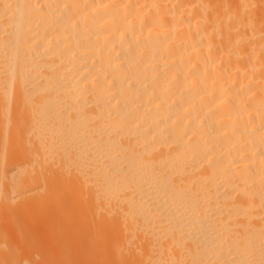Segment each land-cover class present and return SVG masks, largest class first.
I'll return each instance as SVG.
<instances>
[{
  "label": "bare ground",
  "instance_id": "1",
  "mask_svg": "<svg viewBox=\"0 0 264 264\" xmlns=\"http://www.w3.org/2000/svg\"><path fill=\"white\" fill-rule=\"evenodd\" d=\"M6 150L140 264H264V0H0Z\"/></svg>",
  "mask_w": 264,
  "mask_h": 264
},
{
  "label": "rangeland",
  "instance_id": "2",
  "mask_svg": "<svg viewBox=\"0 0 264 264\" xmlns=\"http://www.w3.org/2000/svg\"><path fill=\"white\" fill-rule=\"evenodd\" d=\"M5 152L3 153L4 158L2 156L1 159L0 156V170L9 166V164L6 165V162L14 151L7 152L6 150ZM2 162L4 163L2 164ZM4 165L5 167H3ZM8 168L9 171L6 177L2 178L1 183L6 191L1 192L0 190V264L141 263L137 253L130 250L133 245L126 237L124 222L115 224L116 226L109 225L103 219L104 213L102 218L100 216L102 212L98 210H89L90 208L83 206L80 208L78 203L74 206L72 199L75 200V196L71 199L72 195H64L59 199L62 194L51 193V196H48V193L46 195L39 188L34 189L33 185L32 188H27L28 190L20 189L18 193L17 191L13 192L9 183L15 170ZM8 178L11 180H6ZM66 199H69L70 202ZM64 202L65 206H63ZM69 203L71 205L66 207ZM73 206L76 208H71ZM108 229L114 237L119 234L120 240L118 239L119 241L115 243L108 242L107 237L110 234ZM106 238L107 241H105ZM111 249H113L112 252ZM116 255L119 257L117 258Z\"/></svg>",
  "mask_w": 264,
  "mask_h": 264
}]
</instances>
